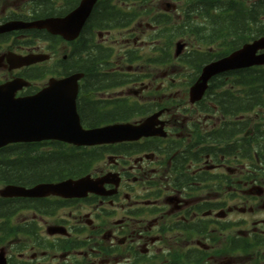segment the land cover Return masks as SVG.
Here are the masks:
<instances>
[{"label": "flooded vegetation", "instance_id": "1", "mask_svg": "<svg viewBox=\"0 0 264 264\" xmlns=\"http://www.w3.org/2000/svg\"><path fill=\"white\" fill-rule=\"evenodd\" d=\"M25 3L0 0V22ZM22 35L0 34V54L28 49ZM0 65H8L5 58ZM11 75L0 70V80ZM167 76L155 74L142 91L133 81L125 93L161 91L154 79ZM168 91L147 102L165 108L160 118L169 137L162 145L152 136L95 146L111 148L105 156L112 158L90 174L118 173L114 189L106 183L104 193L80 198L0 200V264H264V129L252 125L259 115L222 124L223 115L200 114L188 102H162L173 96L171 85ZM183 103L197 113H182ZM193 122L199 145H175L190 141ZM64 144L74 155L65 156L76 158Z\"/></svg>", "mask_w": 264, "mask_h": 264}, {"label": "water", "instance_id": "2", "mask_svg": "<svg viewBox=\"0 0 264 264\" xmlns=\"http://www.w3.org/2000/svg\"><path fill=\"white\" fill-rule=\"evenodd\" d=\"M96 0H80L79 4L62 19H45L42 27L53 34L65 38L78 35ZM184 43L177 42L174 55H178ZM264 48V38L245 43L230 54L208 63L202 69L198 79L189 88L190 101L201 97L207 80L214 74L228 69L264 63V53L255 54ZM27 62H31L27 61ZM80 74L69 75L63 79H50L48 86L38 93L20 98L14 97V91L20 88L21 81L0 86V146L9 141L21 139L38 140L55 138L77 145L113 142L134 139L149 132L155 122L151 115L138 125L115 123L103 127L82 129L76 112V80ZM42 194L55 192L62 195H82L87 190L95 191V185L87 178L68 179L55 185L39 186Z\"/></svg>", "mask_w": 264, "mask_h": 264}, {"label": "trees", "instance_id": "3", "mask_svg": "<svg viewBox=\"0 0 264 264\" xmlns=\"http://www.w3.org/2000/svg\"><path fill=\"white\" fill-rule=\"evenodd\" d=\"M112 0H99L92 9L88 24L93 21L99 23L118 24L126 18L137 16V12L133 9L130 12L121 10V7L111 5ZM129 2L134 0H121ZM141 3H147L150 0H139ZM193 8L196 9L202 16L207 19L209 31L204 32L205 42L215 43L220 42L223 49L218 53L213 54L208 51H195L189 56L191 59L186 60L187 63H195L196 67H200L201 61H208L212 57H217L239 46L241 43L248 40L251 32V23L260 21V15L264 13V0L261 3L252 4L247 8L241 0H195ZM188 17V16H187ZM124 24V21H123ZM206 27L204 26L203 29ZM207 29V28H206ZM85 29L79 39L76 41L78 47L81 46L84 51L87 42L85 37ZM86 39V40H84ZM88 50L83 58L79 53L77 57L66 66V71L80 70L84 72V80L82 83V92L78 102H106L105 100L95 99L93 92L102 88L103 85L110 79V76L97 72V65L100 60L97 54L90 55ZM84 53V52H83ZM74 54H70L72 58ZM162 63L164 58H157ZM154 61V60H153ZM156 61V60H155ZM257 71L254 74L258 75V80L252 85L248 84V92L245 99L235 100L234 102H264V72ZM245 76V73L238 71L237 74ZM212 88H210L211 90ZM224 102H227L225 100ZM238 103V104H240ZM229 106H232L231 104ZM93 107V106H92ZM121 110L109 112V120L121 115ZM93 113V114H92ZM94 110L91 114L88 113L89 120H94ZM99 115L96 116L98 118ZM102 119V116H100ZM29 145L16 146L13 149H0V178L5 180H22L23 179H38L48 178L52 175H61L62 173L77 174L85 169L87 156L81 155L77 158L60 155L58 153L44 154L39 157H31V152H26ZM28 151V150H27ZM13 157V158H10Z\"/></svg>", "mask_w": 264, "mask_h": 264}, {"label": "rangeland", "instance_id": "4", "mask_svg": "<svg viewBox=\"0 0 264 264\" xmlns=\"http://www.w3.org/2000/svg\"><path fill=\"white\" fill-rule=\"evenodd\" d=\"M164 2V1H163ZM163 6V3H162ZM184 2H181L179 4H176V7L172 10L169 11L170 14L172 15H179V18L177 19V22H179L180 20H182L184 18V14H183V8H184ZM161 6H159V8L157 9V12L159 11ZM154 9L152 11V14L154 13ZM191 22L196 23V20H201V18L199 17V15L197 13L192 14L191 15ZM146 20H142L140 22H145ZM143 26V25H142ZM193 25H187L185 28L179 29V30H171L175 31L176 34L174 35V40L176 41L179 38H184L187 41L186 44V48L183 50V53L186 54L187 52H189L188 50L193 48V47H198L197 43L200 41L199 38V33L198 30H193ZM154 30L153 29H145V28H138L135 32V37L137 40V45H139V41L144 42L140 47H137L139 49V54L142 55L143 58H145L143 61H146L147 57H156L157 55H162L164 54L163 51H159L157 49V39H162V36H157L154 33H152ZM201 36V35H200ZM125 38V33L124 31H118V30H114L111 35L109 36V38L107 39L106 42H104V44L112 46L114 48V51H125L128 48H133V46L129 45L127 46L123 40ZM160 40H158V43L160 42ZM173 40V42H174ZM146 42V43H145ZM173 42L171 44V51H173ZM152 44H155V46L152 48ZM44 46H46V43H44ZM60 52L59 55H61L62 53H66V50L68 49L64 44H60ZM148 62V61H146ZM48 65H54L55 63L51 60L46 62ZM185 63L183 61H180L178 59H172L171 64H174L175 67H173L172 72H171V76L174 80H176V82L180 83L182 81H184L186 79L185 75L187 73H189V69H186L185 67L182 66V64ZM151 66V65H149ZM169 65V69H170ZM150 70V72H155V74H157L159 71L163 70V65L162 66H158V67H148V69L144 66L141 67V70L143 72H147V70ZM179 88H183L181 85L180 86H176L173 88V91H181ZM106 96H118L119 95V89H114V90H109L107 92H105Z\"/></svg>", "mask_w": 264, "mask_h": 264}]
</instances>
